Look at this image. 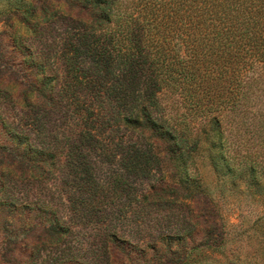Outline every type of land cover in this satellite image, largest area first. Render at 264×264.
Returning a JSON list of instances; mask_svg holds the SVG:
<instances>
[{
  "label": "rangeland",
  "instance_id": "obj_1",
  "mask_svg": "<svg viewBox=\"0 0 264 264\" xmlns=\"http://www.w3.org/2000/svg\"><path fill=\"white\" fill-rule=\"evenodd\" d=\"M24 5L0 0V89L11 94L0 97V264H264V174L258 186L247 178L224 185L200 161L189 166L195 183L182 189L169 154L159 153L157 165V154L112 144L108 122L85 120L73 99L58 96L59 107L43 118L24 106L29 58L19 47L56 75L61 63L56 71L45 43L60 49L66 34L59 20L47 37L31 33L13 12ZM22 141L54 165L29 161ZM247 151H259L254 139ZM160 180L172 187L162 191Z\"/></svg>",
  "mask_w": 264,
  "mask_h": 264
},
{
  "label": "trees",
  "instance_id": "obj_2",
  "mask_svg": "<svg viewBox=\"0 0 264 264\" xmlns=\"http://www.w3.org/2000/svg\"><path fill=\"white\" fill-rule=\"evenodd\" d=\"M21 1L13 12L31 33L47 37L54 20L66 31L60 49L45 43L56 71L61 63L56 75L31 48L19 47L32 59L25 60L30 85L23 99L31 112L47 117L58 96L73 99L85 120L108 122L112 144L157 154V165L164 164L159 153L169 154L182 189L195 183L189 166L200 161L224 185L245 178L261 185L254 183L264 174V0ZM4 95L11 94L0 89ZM90 132L82 134L94 137ZM252 139L259 151L241 154ZM26 141L20 143L29 161L54 165L53 156ZM170 187L158 183L162 191ZM218 250L231 260L226 247Z\"/></svg>",
  "mask_w": 264,
  "mask_h": 264
}]
</instances>
